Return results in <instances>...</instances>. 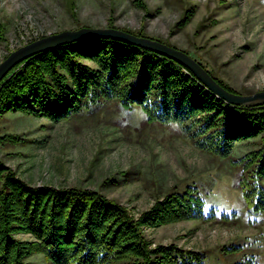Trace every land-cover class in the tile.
Segmentation results:
<instances>
[{"label": "rangeland", "instance_id": "rangeland-1", "mask_svg": "<svg viewBox=\"0 0 264 264\" xmlns=\"http://www.w3.org/2000/svg\"><path fill=\"white\" fill-rule=\"evenodd\" d=\"M143 1L145 7L136 0H0V61L33 36L112 23L187 50L240 92L264 89V0ZM192 4V18L178 25ZM143 119L140 107L126 110L110 102L59 121L7 110L0 116V136L11 133L21 139L2 137L0 158L32 184L101 190L134 215L148 208L158 193L192 184L204 198V212L215 208L232 217L146 226L151 246L175 243L206 251V264H220L223 245L238 243L241 250L230 260L245 252L256 256V264H264V210L255 212L245 204L236 185L240 165L200 150L174 124ZM258 137L237 141L232 157L257 148ZM15 235L34 239L27 232ZM28 259L53 264L38 252Z\"/></svg>", "mask_w": 264, "mask_h": 264}, {"label": "trees", "instance_id": "trees-1", "mask_svg": "<svg viewBox=\"0 0 264 264\" xmlns=\"http://www.w3.org/2000/svg\"><path fill=\"white\" fill-rule=\"evenodd\" d=\"M136 2L145 7L143 0ZM193 14L192 4L177 24H186ZM122 29L146 36L141 29ZM197 61L226 89L243 93ZM109 102L126 110L138 106L143 123L174 124L200 150L240 165L236 185L245 204L255 212L264 210V104L227 102L164 54L121 39L93 36L35 53L0 80V116L19 109L59 121L84 110L92 113L95 106ZM254 136H259L257 148L232 157L237 141ZM2 137L21 139L11 133ZM204 208L200 191L188 184L158 193L148 208L134 215L101 190L32 184L0 158V264H35L28 259L35 252L53 264H206V251L175 243L151 246L143 231L180 219L232 217ZM18 232L34 239L18 238ZM221 250L220 264H256V256L245 252L230 260L241 250L238 243Z\"/></svg>", "mask_w": 264, "mask_h": 264}, {"label": "water", "instance_id": "water-1", "mask_svg": "<svg viewBox=\"0 0 264 264\" xmlns=\"http://www.w3.org/2000/svg\"><path fill=\"white\" fill-rule=\"evenodd\" d=\"M111 37L164 54L189 69L200 82L216 96L233 104L255 106L264 104V89L251 93H236L222 86L193 56L160 40L137 35L114 26H80L62 29L38 36L7 53L0 61V80L21 60L58 45L74 42L87 37Z\"/></svg>", "mask_w": 264, "mask_h": 264}]
</instances>
